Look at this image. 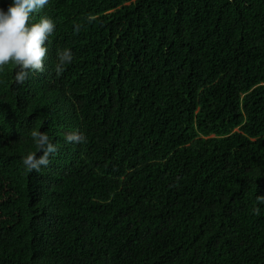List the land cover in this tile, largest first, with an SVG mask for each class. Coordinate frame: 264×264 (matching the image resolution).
Instances as JSON below:
<instances>
[{
    "label": "trees",
    "instance_id": "trees-1",
    "mask_svg": "<svg viewBox=\"0 0 264 264\" xmlns=\"http://www.w3.org/2000/svg\"><path fill=\"white\" fill-rule=\"evenodd\" d=\"M42 15L45 71L0 69V264H264V0ZM34 129L58 151L27 171Z\"/></svg>",
    "mask_w": 264,
    "mask_h": 264
},
{
    "label": "clouds",
    "instance_id": "clouds-1",
    "mask_svg": "<svg viewBox=\"0 0 264 264\" xmlns=\"http://www.w3.org/2000/svg\"><path fill=\"white\" fill-rule=\"evenodd\" d=\"M48 3L49 0H10L7 9L0 7V69L15 66L17 84L23 85L34 73L46 69L48 44L56 30V22L46 15L40 16L37 22L36 14ZM73 58L70 48H58L55 73L62 74ZM30 136L39 154L29 152L23 157V165L27 171H40L50 164V156L58 149L45 132L34 129Z\"/></svg>",
    "mask_w": 264,
    "mask_h": 264
}]
</instances>
